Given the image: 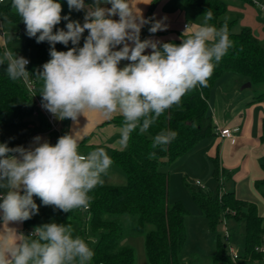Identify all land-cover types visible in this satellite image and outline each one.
<instances>
[{"label": "clouds", "instance_id": "obj_1", "mask_svg": "<svg viewBox=\"0 0 264 264\" xmlns=\"http://www.w3.org/2000/svg\"><path fill=\"white\" fill-rule=\"evenodd\" d=\"M70 10L84 11V22L62 16L59 0H12L14 13L37 43L47 41L51 59L34 75L42 81V107L58 120L77 122L85 112L122 117L120 143L127 147L131 133L148 132L156 120L197 87L208 86L216 64L232 42L227 21L216 28L194 25L181 43L140 39L141 29L151 21L142 16L133 0H67ZM110 5V7H108ZM257 7L264 8L257 0ZM118 17V19H113ZM65 28H54L61 21ZM66 29V30H65ZM166 30L161 21L151 22L150 33ZM83 46L80 41L83 34ZM188 31V28H186ZM73 47L57 51L55 45ZM151 49L150 52H146ZM121 61L128 63L120 67ZM12 81L27 80L29 60L11 50L0 56ZM177 133L161 130L152 148L166 146ZM79 137L65 134L55 145L34 138V147L10 148L0 143V264H90L94 251L85 239L75 236L69 225L47 223L25 236L10 223H21L38 214V197L44 206L63 212L86 208L88 195L103 184L113 161L105 149L82 153ZM151 155H155L152 153Z\"/></svg>", "mask_w": 264, "mask_h": 264}, {"label": "trees", "instance_id": "obj_2", "mask_svg": "<svg viewBox=\"0 0 264 264\" xmlns=\"http://www.w3.org/2000/svg\"><path fill=\"white\" fill-rule=\"evenodd\" d=\"M158 1L153 0L150 4L147 20H152ZM59 2L63 9L61 15H68L63 7L67 0ZM186 3L202 18L206 11L211 10L213 19L209 23L216 28L227 21L232 46L216 64L207 87L197 85L178 105L166 110L148 132L140 134L137 129L131 133L127 147L116 149L109 155L126 173L125 184L96 186L88 194L91 198L88 209L77 208L67 213L58 209L61 224L70 226L73 221L79 222L80 235L94 251L90 264H137L135 248L123 242L130 233L144 235L149 264H190L181 257L187 240L188 209L181 202L170 205V176L161 166L185 154L203 138L216 134L208 98L216 80L222 75L235 72L248 76L252 83L264 84V45L251 27L235 31L237 19H224L228 1L186 0ZM0 17L3 21L21 22L14 13L12 0L0 3ZM67 22L62 20L53 31L65 28ZM27 45L37 49V60L42 70V65L51 59V45L47 41L37 43L36 38L28 35ZM70 45L71 42L67 47L57 43L55 48L65 51ZM4 51L5 47L0 44V56ZM6 67V63L0 65V128L26 127L32 123L34 111L38 109L36 97L29 92L23 80H10ZM38 115L41 124L49 125L42 111ZM112 121L122 125L120 115ZM161 130H173L177 136L166 146L152 148L153 137ZM213 162V173L218 180L220 166L217 157ZM255 185L264 196V178L258 179ZM191 192L213 230L228 217L246 221L245 253L233 258L227 244L220 241L218 250L210 258L212 264H264V215L260 214L256 203L238 198L233 190H224L221 181L214 189L191 187ZM91 238L96 242L94 246L90 243Z\"/></svg>", "mask_w": 264, "mask_h": 264}, {"label": "crops", "instance_id": "obj_3", "mask_svg": "<svg viewBox=\"0 0 264 264\" xmlns=\"http://www.w3.org/2000/svg\"><path fill=\"white\" fill-rule=\"evenodd\" d=\"M152 1L133 0V3L137 5V8L140 9L145 19H147L148 9ZM227 1L229 8L224 15V19H237L235 31H239L245 26L251 27L264 45V8L257 7V0H252V2L242 0ZM258 2L264 5V0H258ZM85 3L91 4L92 0H88ZM63 7L74 20L79 21L81 24L84 22V11L77 12L72 10L71 13L73 14L71 15L67 2L64 3ZM152 17L151 22L161 21L166 26V30L157 31L154 34L150 33V22L141 29V40L152 39L160 42L179 44L182 39L191 34V29L194 25H200L204 22L200 13L189 7L186 0H159L154 7ZM113 19L118 18L113 17ZM3 22L0 17V44L2 45L5 43V40L1 39L5 36L2 28ZM209 24L214 25L213 23ZM186 28H188V31H186ZM87 34V31L83 34L79 46H83L84 37ZM150 51L151 49L146 50V52ZM127 63L128 61H121L120 67L125 66ZM27 70L30 73V77H33L36 82L35 97L41 100V81L34 75L36 69L32 68L31 61L27 65ZM248 80H250L248 76L235 72H227L216 80L208 98L210 110L216 125V134L203 138L198 144L207 140V144L203 147L204 154L210 155L212 160L214 157H217L220 166L218 182H223V189L226 191L233 190L238 198L256 203L260 214L264 215L261 212V207H264V196L255 185L258 179L264 178V139L262 138L264 84H259V89L257 90L245 91L244 89L251 87L253 83L251 86L244 84L241 87L240 85ZM218 82H222L219 89L217 87ZM44 110L45 113L43 112V114L46 117V114L50 112L46 109ZM118 115L113 114L111 117H107L100 112H85L84 116H80L77 122H73L70 119L58 120L56 118L54 123L57 129L52 130L47 117L49 125H43L41 124L39 115L33 114L31 124L26 127L12 128L13 131L7 138L5 135H2L3 139L1 143H7L10 148L16 146L29 148L35 146L34 138L40 136L42 138L41 142L46 140L55 145L59 137L65 134L77 133V136L80 138L79 148L82 153L86 154L96 148H103L108 155H111L114 150L125 148L120 143V129L122 125H118L112 121ZM220 128L232 129L234 139L221 136L219 134ZM0 130L3 129L0 128ZM198 144L174 160L181 168L186 167L183 170L186 175L192 166L190 162L194 161L197 157L192 152ZM119 168L121 167L113 162L106 175L110 171L115 173L117 171L124 172L122 168ZM103 184L121 185L113 183ZM34 200L39 207L41 205L44 207L43 210L45 212L48 211L50 214L55 213L56 209L54 207L44 206L38 197H34ZM260 205L262 206L260 207ZM57 211L59 213L58 209ZM36 215L21 223H10L8 227L14 228L18 233L28 236V229L35 228L33 224ZM45 219L47 218H44V221ZM2 229L3 224L0 222V230Z\"/></svg>", "mask_w": 264, "mask_h": 264}, {"label": "rangeland", "instance_id": "obj_4", "mask_svg": "<svg viewBox=\"0 0 264 264\" xmlns=\"http://www.w3.org/2000/svg\"><path fill=\"white\" fill-rule=\"evenodd\" d=\"M70 14L72 15L73 13L70 12ZM2 24L5 36L1 39L3 41L5 40V43L3 44L5 49L13 51L18 56L28 58L32 62V68H35L36 71L41 70L37 60V49L27 45L25 25L21 22L10 21H4ZM71 47L73 46L71 45ZM249 81L250 80L241 83L240 86L242 87ZM221 84L222 82H218V89L221 88ZM257 89H259V84L253 83L251 87H248L244 90L252 91ZM2 129L3 130H0V143L3 139L2 135H5L7 138L8 135L13 131L12 128ZM206 144L207 140L198 144L193 150V155H196L197 157L194 159V161L190 162L192 166L189 168V171H187V175L183 171L186 169V167L181 168L179 164H176L174 161L161 166V168L167 171L170 175V205H173L176 202H181L188 209V213L186 215L187 240L181 257L184 260H188L190 264H212L210 258L218 250L220 241H222V244H227L228 250L230 246L234 247L239 255L245 253L246 247V221L244 218H225V220L218 225L217 229L213 230L210 227L209 219L202 212L200 206L192 195L191 187L199 188L196 185V180H200L206 186V190L216 188L219 183L213 173V160L211 159L210 155L204 154L203 147ZM102 179L103 183L113 184H123L127 181L125 172L120 171H117L116 173L110 171L108 175H103ZM261 206L262 205H260V207ZM43 209L44 207L41 205L39 207V213L34 218L33 227H38L43 224L53 222L61 224L60 214L58 213L57 209L55 210L54 214H50L48 211L45 212ZM261 212L264 214V207H261ZM44 218L47 219L44 221ZM70 226L73 229V234L75 236L85 239L80 235L81 229L78 221H73ZM123 242L135 248L137 254V264H149V258L143 234L130 233L126 235ZM90 243L92 246H94L96 242L93 238H91Z\"/></svg>", "mask_w": 264, "mask_h": 264}, {"label": "built area", "instance_id": "obj_5", "mask_svg": "<svg viewBox=\"0 0 264 264\" xmlns=\"http://www.w3.org/2000/svg\"><path fill=\"white\" fill-rule=\"evenodd\" d=\"M3 1H5V0H0V2H3ZM116 18H118V17H116ZM185 26H187V24H185ZM29 63H30V60H29ZM23 81L26 84V87L29 90V92L35 97V94H36V82H35V79L33 77H29L27 80H23ZM36 101H37L38 109H36L34 111V114L38 115L39 114V111H42V112L45 113V110L42 107V99L40 100V99H37L36 98ZM46 117H47L48 121L51 124V129L52 130H56L57 129V126L54 123L56 117H54L51 113L46 114ZM219 134L221 136L229 137V138L234 139L233 138V130L230 129V128H220L219 129ZM196 185L198 187H201V188H206L205 185L200 180H197L196 181ZM88 208H89V205H88V207H86L84 209H88ZM33 230H34V228L28 229L27 235L31 234L33 232ZM229 252H230V254L232 255L233 258H237L238 255H239L238 252L236 251V249L234 247H232V246H230Z\"/></svg>", "mask_w": 264, "mask_h": 264}, {"label": "water", "instance_id": "obj_6", "mask_svg": "<svg viewBox=\"0 0 264 264\" xmlns=\"http://www.w3.org/2000/svg\"><path fill=\"white\" fill-rule=\"evenodd\" d=\"M251 84H252V82L249 81V82L246 84V86H251Z\"/></svg>", "mask_w": 264, "mask_h": 264}]
</instances>
